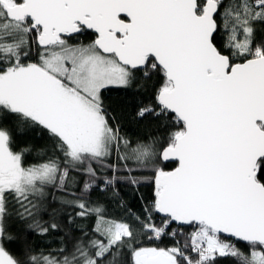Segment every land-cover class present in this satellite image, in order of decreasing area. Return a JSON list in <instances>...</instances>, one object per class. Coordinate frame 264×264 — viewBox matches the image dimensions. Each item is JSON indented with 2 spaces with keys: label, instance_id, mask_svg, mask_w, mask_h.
I'll list each match as a JSON object with an SVG mask.
<instances>
[{
  "label": "snow or ice",
  "instance_id": "6c2138e0",
  "mask_svg": "<svg viewBox=\"0 0 264 264\" xmlns=\"http://www.w3.org/2000/svg\"><path fill=\"white\" fill-rule=\"evenodd\" d=\"M110 86L154 90L135 118L164 135H122ZM24 130L47 134L46 159L25 162ZM142 183L154 194L137 213L119 186ZM94 192L127 215L110 218ZM56 232L47 254L28 240ZM222 259L264 264V0H0V264Z\"/></svg>",
  "mask_w": 264,
  "mask_h": 264
},
{
  "label": "trees",
  "instance_id": "16d2710c",
  "mask_svg": "<svg viewBox=\"0 0 264 264\" xmlns=\"http://www.w3.org/2000/svg\"><path fill=\"white\" fill-rule=\"evenodd\" d=\"M95 38V33L91 30L84 33L78 34L72 40L73 43L83 42L85 44L90 43ZM154 80L159 79V77H154ZM102 95L105 101V105L108 107L109 112L118 118V123L120 125L121 134L131 139L133 142L137 140L147 142L150 137L163 136L164 132L159 127V122L154 120L151 116H147L144 119L135 118L136 111L144 106H156L155 94L152 89H141L138 87L124 88L110 86L102 90ZM50 143L46 133L39 132L38 130H24L22 134L17 135L16 146L17 150L30 147L33 150L25 154V162L27 164L39 163L47 157L40 151L45 145ZM176 165L174 162L168 163L166 167L168 169L174 168ZM142 176H151V172L138 173ZM120 195L125 201L127 206L133 211L139 213L142 205L150 202L154 194V185L151 183H142L138 191L135 187L121 184ZM143 196L142 201L140 197ZM92 200H99L103 203L108 216L112 219H121L126 216L127 213L124 208L118 206L117 201L106 198L99 192H94L91 196ZM47 219V216H45ZM156 222L160 223L161 217L157 215L155 217ZM92 220L86 221L89 225L92 224ZM173 228L181 227L182 231L187 235L194 230V226L183 225L178 226L176 224L172 225ZM79 235L78 232L74 233ZM63 233L56 232L49 236L40 237L36 235H29L28 240L31 246L35 249L43 250L45 254L59 248L61 245L59 243V238ZM226 240L236 244L238 248L241 249L246 255L249 254L250 249L247 244L243 241H238L232 237L224 235ZM177 239L183 240L184 237L178 236ZM67 243V241H65ZM173 240L170 237H165L159 241L147 242V246L155 247H170L173 244ZM10 252L15 255L21 253L23 245L20 242L10 243L7 245ZM195 258V254H191ZM219 264H238L235 259H222Z\"/></svg>",
  "mask_w": 264,
  "mask_h": 264
},
{
  "label": "water",
  "instance_id": "95a60500",
  "mask_svg": "<svg viewBox=\"0 0 264 264\" xmlns=\"http://www.w3.org/2000/svg\"><path fill=\"white\" fill-rule=\"evenodd\" d=\"M224 235L231 237L229 234H224Z\"/></svg>",
  "mask_w": 264,
  "mask_h": 264
}]
</instances>
